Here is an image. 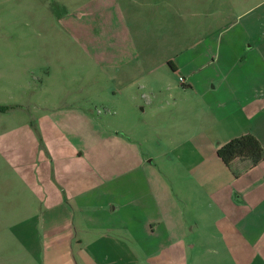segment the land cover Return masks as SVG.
I'll list each match as a JSON object with an SVG mask.
<instances>
[{"label": "rangeland", "instance_id": "1", "mask_svg": "<svg viewBox=\"0 0 264 264\" xmlns=\"http://www.w3.org/2000/svg\"><path fill=\"white\" fill-rule=\"evenodd\" d=\"M90 1L0 0V143H4L0 150L20 146L17 141L30 132L26 128L28 113L17 109L15 101L20 107L29 101L44 105L39 109L34 105L36 117L54 115L45 105L62 109L80 106L107 134L123 133L145 158L155 160L152 169L148 167L153 172L150 184L164 211L177 216L160 221L157 235L150 238L131 232L139 225L133 221L157 217L150 194L140 198L132 194L131 210L113 215L109 210L107 221L113 227L104 228L129 246L127 259L137 261L135 264H232L234 258L227 251L230 246L222 241L216 220L220 196H208L190 176L188 167L198 164L190 156V107L199 106L201 98L190 86L181 85L179 78L186 77L190 83V69L196 66L202 69L200 76L208 73L202 66L211 57L209 43L216 46L213 37L245 42L244 30L253 15L247 11L256 0H225V15L210 19L189 12L191 3L198 6L197 0H119L123 12L131 17L128 33L121 26L115 33L106 26L98 27L101 23L90 12ZM116 11L115 22L125 19V12ZM133 12L140 15V24ZM225 28L228 30L220 34ZM128 47L130 61L123 62L121 52ZM240 52L233 50V56L221 48L220 56L233 59ZM110 55L115 57L112 63ZM169 62L180 70L174 71ZM72 123L74 131H85L78 120L73 118ZM34 133L41 138L38 130ZM39 146L44 150L43 144ZM14 172L0 156V264H52L48 256L56 253L61 256L56 264H121V260L113 262L107 241L108 256L84 253L81 257V237L87 243L107 232L92 230L83 235L77 220L71 228L77 240L49 248L43 221L25 222L30 197L26 184ZM140 189L149 190V183ZM126 215L132 218L130 231L122 229ZM22 233L29 235V246Z\"/></svg>", "mask_w": 264, "mask_h": 264}, {"label": "crops", "instance_id": "2", "mask_svg": "<svg viewBox=\"0 0 264 264\" xmlns=\"http://www.w3.org/2000/svg\"><path fill=\"white\" fill-rule=\"evenodd\" d=\"M197 1L198 6L191 3L188 9L193 17L210 19L225 15V0ZM89 3L90 12L95 13L96 22L101 23L98 27L106 26L115 33L121 26L122 30L131 32L129 13L124 11L125 19L115 22L114 11L123 12L119 0H91ZM247 12L253 15L244 30L245 42L222 40L221 35L218 39L213 37L216 46L209 43L207 49L211 57L202 66L209 69L208 73L204 70L206 73L200 76L202 69L196 66L190 69V83L185 77V83L181 85L190 86L200 96L202 106L190 107V156L198 162L188 167L190 176L208 196H220V213L216 219L222 233L219 238L230 246L227 251L234 258L232 264H264V159L256 166L237 160L228 167L217 155L221 146L247 134L256 137L264 148V0H256ZM133 16L140 24V15L133 12ZM225 30L228 28L220 34ZM217 32L218 29L212 31ZM221 48L227 50L226 54L233 55L237 48L241 52L239 57L228 59L220 56ZM129 50L128 47L126 52H121L123 62L130 61L132 52ZM108 59L112 63L115 57L110 55ZM174 66L176 71L180 70L178 65ZM14 103L17 109L28 113L29 127L27 124L26 128L30 132L25 139L17 141L20 146L2 148L0 156L27 186L30 201L27 202L25 222L42 220L44 236L51 244L49 248L53 249L51 246L57 247L60 242L66 244L72 238L77 240V234L71 230L77 220L83 235H89L92 230L107 232L103 238H92L87 243L81 237L78 241L81 257L84 253L86 256H108L105 252L107 241L114 263L121 260L123 264V259L124 264L137 263L127 259L131 251L124 238L121 239L123 242L114 239L108 233L110 229L104 228L113 227L108 223L110 219L106 213L110 210L113 215L131 210L132 194L136 198L150 194L157 217L133 221L139 225L133 226L131 232L152 238L157 235L160 221L175 220V212L164 211L156 189L150 184V173L153 172L148 167L152 169L155 160L145 158L139 146L132 139H125L123 133L107 134L103 126L80 106L66 105L64 109L57 106L51 111L54 108L45 105L50 113L55 112L54 115L36 117L34 105L37 109L42 108L44 105L40 102L29 101L21 107L18 101ZM73 118L79 121L80 128L85 126V131H74ZM34 130L39 131L40 139ZM0 144L4 145L3 141ZM39 144L44 145V150ZM145 182L149 183V190L140 189ZM131 219L127 215L123 218L122 229L130 231ZM30 235L32 239L33 235ZM21 236L29 246V235L22 233ZM48 257L56 264L61 256L56 253Z\"/></svg>", "mask_w": 264, "mask_h": 264}, {"label": "trees", "instance_id": "3", "mask_svg": "<svg viewBox=\"0 0 264 264\" xmlns=\"http://www.w3.org/2000/svg\"><path fill=\"white\" fill-rule=\"evenodd\" d=\"M169 65L176 71L172 62H169ZM217 155L228 167L237 160L247 161L249 166H256L264 159V148L256 137L247 134L221 146L217 151Z\"/></svg>", "mask_w": 264, "mask_h": 264}, {"label": "built area", "instance_id": "4", "mask_svg": "<svg viewBox=\"0 0 264 264\" xmlns=\"http://www.w3.org/2000/svg\"><path fill=\"white\" fill-rule=\"evenodd\" d=\"M180 82H181L182 84H184V83H185V79H184V78H180Z\"/></svg>", "mask_w": 264, "mask_h": 264}]
</instances>
